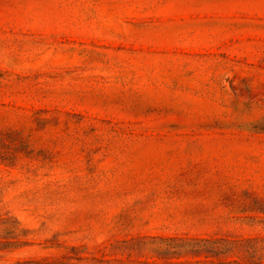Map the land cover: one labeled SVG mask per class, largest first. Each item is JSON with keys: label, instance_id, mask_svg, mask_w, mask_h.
Here are the masks:
<instances>
[{"label": "rangeland", "instance_id": "rangeland-1", "mask_svg": "<svg viewBox=\"0 0 264 264\" xmlns=\"http://www.w3.org/2000/svg\"><path fill=\"white\" fill-rule=\"evenodd\" d=\"M252 260L264 0H0V264Z\"/></svg>", "mask_w": 264, "mask_h": 264}, {"label": "trees", "instance_id": "trees-1", "mask_svg": "<svg viewBox=\"0 0 264 264\" xmlns=\"http://www.w3.org/2000/svg\"><path fill=\"white\" fill-rule=\"evenodd\" d=\"M247 251H249V249H247ZM210 264H247L246 262H238V261H234V262H221V263H213L211 262ZM249 264H262L261 261H250Z\"/></svg>", "mask_w": 264, "mask_h": 264}]
</instances>
